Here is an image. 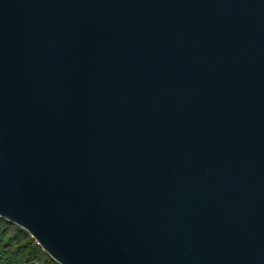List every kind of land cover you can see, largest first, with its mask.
Here are the masks:
<instances>
[{
	"label": "water",
	"instance_id": "1",
	"mask_svg": "<svg viewBox=\"0 0 264 264\" xmlns=\"http://www.w3.org/2000/svg\"><path fill=\"white\" fill-rule=\"evenodd\" d=\"M0 218L59 264H264V0H0Z\"/></svg>",
	"mask_w": 264,
	"mask_h": 264
},
{
	"label": "trees",
	"instance_id": "2",
	"mask_svg": "<svg viewBox=\"0 0 264 264\" xmlns=\"http://www.w3.org/2000/svg\"><path fill=\"white\" fill-rule=\"evenodd\" d=\"M0 264H59L43 251L30 234L0 218Z\"/></svg>",
	"mask_w": 264,
	"mask_h": 264
}]
</instances>
